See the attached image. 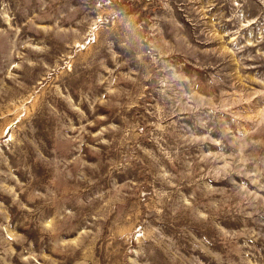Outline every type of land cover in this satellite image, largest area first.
I'll list each match as a JSON object with an SVG mask.
<instances>
[{"label":"rangeland","instance_id":"rangeland-1","mask_svg":"<svg viewBox=\"0 0 264 264\" xmlns=\"http://www.w3.org/2000/svg\"><path fill=\"white\" fill-rule=\"evenodd\" d=\"M0 264H264V0H0Z\"/></svg>","mask_w":264,"mask_h":264}]
</instances>
